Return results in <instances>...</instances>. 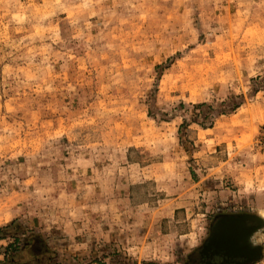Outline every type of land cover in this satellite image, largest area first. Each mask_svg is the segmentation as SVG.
Returning <instances> with one entry per match:
<instances>
[{
	"label": "rangeland",
	"instance_id": "obj_1",
	"mask_svg": "<svg viewBox=\"0 0 264 264\" xmlns=\"http://www.w3.org/2000/svg\"><path fill=\"white\" fill-rule=\"evenodd\" d=\"M223 213L264 264V0H0V227L199 264Z\"/></svg>",
	"mask_w": 264,
	"mask_h": 264
},
{
	"label": "flooded vegetation",
	"instance_id": "obj_2",
	"mask_svg": "<svg viewBox=\"0 0 264 264\" xmlns=\"http://www.w3.org/2000/svg\"><path fill=\"white\" fill-rule=\"evenodd\" d=\"M244 214L245 213L218 214L210 224V232L202 247L191 255L197 258V261H195L199 264H247L256 259V257L253 259V257L256 256L254 252L259 250V253H257L259 256L260 249L252 247L250 244L252 233L259 224L254 220L238 218V215ZM247 215L252 216L250 214ZM215 227H219L221 230L218 240L219 247H228L227 249H231V252L235 251V254H228L225 250H221L218 254L211 253L216 249L215 245L210 244ZM228 228L229 231H225ZM204 249L206 253L202 252Z\"/></svg>",
	"mask_w": 264,
	"mask_h": 264
},
{
	"label": "trees",
	"instance_id": "obj_3",
	"mask_svg": "<svg viewBox=\"0 0 264 264\" xmlns=\"http://www.w3.org/2000/svg\"><path fill=\"white\" fill-rule=\"evenodd\" d=\"M2 239L10 240L2 246L0 264H55L57 253L48 239L37 231L26 229L17 220L0 227Z\"/></svg>",
	"mask_w": 264,
	"mask_h": 264
},
{
	"label": "water",
	"instance_id": "obj_4",
	"mask_svg": "<svg viewBox=\"0 0 264 264\" xmlns=\"http://www.w3.org/2000/svg\"><path fill=\"white\" fill-rule=\"evenodd\" d=\"M238 218H244V219H248V220L249 219L250 220H254V221H257V224H259V219L257 217H255V216H249L247 214H244V215H238ZM220 231L221 230L219 229V227H215V229L213 231V236H212V239H211L210 244L215 245V243H217V241L219 240V233H220ZM215 246H216V249L211 252L212 254L213 253L218 254L221 250H225L226 252H228V254H230V253L235 254L234 253L235 251L234 252H231V249H227L228 247L224 248L222 246H220V247H218L217 245H215ZM205 249L202 251L203 253H206L205 252ZM254 253L256 254V256H254L253 259L255 257L257 258V256H258L257 253H259V250L257 252H254Z\"/></svg>",
	"mask_w": 264,
	"mask_h": 264
},
{
	"label": "bare ground",
	"instance_id": "obj_5",
	"mask_svg": "<svg viewBox=\"0 0 264 264\" xmlns=\"http://www.w3.org/2000/svg\"><path fill=\"white\" fill-rule=\"evenodd\" d=\"M225 231H229V228ZM215 245H217L219 247L218 241H217V243H215ZM215 248H216V246H215Z\"/></svg>",
	"mask_w": 264,
	"mask_h": 264
}]
</instances>
